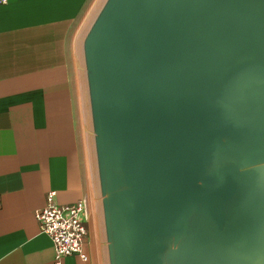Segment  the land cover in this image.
Wrapping results in <instances>:
<instances>
[{"label": "water", "instance_id": "1", "mask_svg": "<svg viewBox=\"0 0 264 264\" xmlns=\"http://www.w3.org/2000/svg\"><path fill=\"white\" fill-rule=\"evenodd\" d=\"M83 51L109 264H264V0H105Z\"/></svg>", "mask_w": 264, "mask_h": 264}, {"label": "crops", "instance_id": "2", "mask_svg": "<svg viewBox=\"0 0 264 264\" xmlns=\"http://www.w3.org/2000/svg\"><path fill=\"white\" fill-rule=\"evenodd\" d=\"M104 2H0V264H58L36 218L50 191L87 203L89 258L60 264H109L83 51Z\"/></svg>", "mask_w": 264, "mask_h": 264}, {"label": "built area", "instance_id": "3", "mask_svg": "<svg viewBox=\"0 0 264 264\" xmlns=\"http://www.w3.org/2000/svg\"><path fill=\"white\" fill-rule=\"evenodd\" d=\"M56 196V191H50L45 207L36 213L41 231L52 239L58 264L70 255L87 261L89 257L84 249L88 234L87 203L82 199L63 205L57 202Z\"/></svg>", "mask_w": 264, "mask_h": 264}, {"label": "rangeland", "instance_id": "4", "mask_svg": "<svg viewBox=\"0 0 264 264\" xmlns=\"http://www.w3.org/2000/svg\"><path fill=\"white\" fill-rule=\"evenodd\" d=\"M95 0H93V3H94ZM89 11V10H88ZM93 161H94V157H93ZM95 181H96V178L93 177V184H95ZM94 213L96 215V217L98 218V223L101 221V218H102V213L100 212V208L97 204H95L94 206ZM91 222L93 223V217L91 216ZM106 244V242H104Z\"/></svg>", "mask_w": 264, "mask_h": 264}]
</instances>
